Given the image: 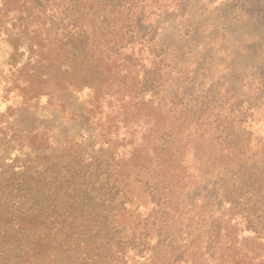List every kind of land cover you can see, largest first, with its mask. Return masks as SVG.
Instances as JSON below:
<instances>
[{"label": "rangeland", "instance_id": "obj_1", "mask_svg": "<svg viewBox=\"0 0 264 264\" xmlns=\"http://www.w3.org/2000/svg\"><path fill=\"white\" fill-rule=\"evenodd\" d=\"M21 3L0 11V264H264L241 183L264 157V0ZM217 80L235 95L201 114L169 103Z\"/></svg>", "mask_w": 264, "mask_h": 264}, {"label": "trees", "instance_id": "obj_2", "mask_svg": "<svg viewBox=\"0 0 264 264\" xmlns=\"http://www.w3.org/2000/svg\"><path fill=\"white\" fill-rule=\"evenodd\" d=\"M141 1L142 0H105V2H108V4H113V5H115V7L120 8L119 13H118L119 15H124V12L128 11V13H126L127 16H129L133 11V6L135 5V4L133 5V3L134 2H141ZM11 4H13V6H15L14 8L16 9V11H15L16 13L19 12V9L26 7L25 3H21L19 5V0H15V1L6 0V1L2 2V5H0V11L5 6L11 5ZM26 10L27 9L21 10L19 13L20 16L25 14ZM198 27L199 26H196L193 28L196 29ZM201 63L203 64V62H201ZM204 67L207 68V66H205V65H204ZM205 87H206V91L204 92L203 96H201L203 99L201 100L202 105L200 107H198L199 109H197V106L195 104L192 107L194 109H192V108L189 109L190 103H184L183 97L179 98L180 93H181L180 88L172 90L173 91V92H171L172 94H170L168 97L169 103L172 104V108L174 110H175V108H178L179 106H181L182 111L191 112L193 115L198 111H200L199 114H201L206 109H210L209 105L211 104V102L215 101L216 98H219V99L223 98L228 93H232L233 95H235V93L231 90V88L227 84H225L224 82H222L220 80L212 82L210 85H207ZM182 94L183 95L185 94L184 90H182ZM233 95H232V97L237 98ZM249 103L252 106L254 101L249 99ZM234 113L235 112L232 110L229 113V116H227V117L230 118V116H233L232 114H234ZM215 118L216 119L214 120V123L217 124V129L218 128L222 129V132H220V135L228 137L233 142H239L244 137V135H246V140H245L246 146L250 147L251 139L253 136V131L248 128V126L244 123V121H241V120L236 121L235 118H233L230 120L224 119L222 122V119H221L222 116L219 113L215 114ZM262 132H264V131L262 130ZM261 142H262L263 149H264V137L261 140ZM248 167H249L248 171H244L241 175L242 186L247 184V182L249 184L255 186V188H258L262 191V198L264 199V157H262L259 161H255L254 163H252ZM263 206H264V204H263ZM8 224L9 223H6V225H8Z\"/></svg>", "mask_w": 264, "mask_h": 264}]
</instances>
